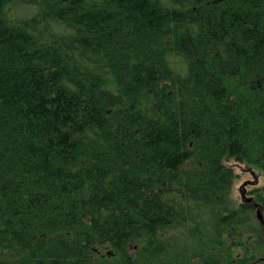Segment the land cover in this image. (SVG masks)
I'll use <instances>...</instances> for the list:
<instances>
[{"label": "trees", "instance_id": "obj_1", "mask_svg": "<svg viewBox=\"0 0 264 264\" xmlns=\"http://www.w3.org/2000/svg\"><path fill=\"white\" fill-rule=\"evenodd\" d=\"M229 159L264 168V0H0V264H264Z\"/></svg>", "mask_w": 264, "mask_h": 264}, {"label": "rangeland", "instance_id": "obj_2", "mask_svg": "<svg viewBox=\"0 0 264 264\" xmlns=\"http://www.w3.org/2000/svg\"><path fill=\"white\" fill-rule=\"evenodd\" d=\"M67 1V0H63ZM22 12V10H20ZM227 166H229L231 169L234 171V183L231 186L230 189V195L229 199L230 202L232 203V207L235 209H240L241 206L244 204L241 201V194L239 191L240 186L245 183V182H250L246 186V190H248V196H253V201L252 203H247L246 205H252V209L247 210L244 212V217L247 219V224L250 225L251 229L256 228L260 229L262 227V230L264 231V223H262L261 219L258 217V206H255V202L259 203L256 198L257 195L263 191L264 188V168H260L258 166H255L254 164H247L246 162L243 161H236L234 159H229L227 162ZM251 169L254 171L255 175L257 176V180L253 177ZM261 207V206H260ZM261 212H262V219L264 222V212L262 211L261 207ZM173 236L176 238V240H171V244L175 246L178 242H183V243H189V238L186 236L182 230H175L174 232H170L167 237ZM171 249V248H168ZM130 254H137L138 252V246L135 242H132L130 245V248L128 249ZM94 252L99 254V255H106L107 257H114V252L110 247H97L94 249ZM236 254L241 253L239 249L234 251ZM235 254V255H236Z\"/></svg>", "mask_w": 264, "mask_h": 264}, {"label": "water", "instance_id": "obj_3", "mask_svg": "<svg viewBox=\"0 0 264 264\" xmlns=\"http://www.w3.org/2000/svg\"><path fill=\"white\" fill-rule=\"evenodd\" d=\"M251 172H252V175L253 177L257 180V176L255 175L254 171L251 169ZM250 182H245L243 183L240 188H239V191H240V194H241V201L244 203V204H247V203H252L253 201V196H248V190H246V186L249 184ZM255 206H258V209H257V212H258V217L261 219L262 223L263 222V215H262V212H261V205L257 202L254 203Z\"/></svg>", "mask_w": 264, "mask_h": 264}]
</instances>
